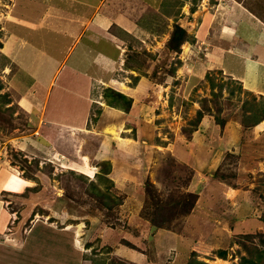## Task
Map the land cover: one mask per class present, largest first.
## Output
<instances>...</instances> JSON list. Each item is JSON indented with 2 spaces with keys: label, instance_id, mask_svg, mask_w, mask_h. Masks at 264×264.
Returning a JSON list of instances; mask_svg holds the SVG:
<instances>
[{
  "label": "rangeland",
  "instance_id": "obj_1",
  "mask_svg": "<svg viewBox=\"0 0 264 264\" xmlns=\"http://www.w3.org/2000/svg\"><path fill=\"white\" fill-rule=\"evenodd\" d=\"M26 1L0 0V97L9 100L6 105L0 102V164L15 177L13 183L18 177L27 186L7 201L15 218L7 221L0 241H12L8 246L14 256L0 249L1 261L264 264L258 258L264 249V153H259L264 145V91L250 90L224 70L235 73L234 56L249 57L239 44L255 34L232 10L244 8L264 28V0H96L103 11L96 10L94 17L101 22L95 25L98 31L89 30L98 40L111 42L118 59L95 53L92 68L86 64L93 59L88 54H77L71 61L74 68L92 75V104L81 126L85 131L73 126L54 129L44 118L33 120L27 100L15 93L21 95V88L10 81L12 61H21L31 45L55 56L62 46L55 44L56 35L50 31L46 43V31L39 25L29 27L31 31L22 27L27 26L24 17L36 23L46 14L41 5L28 6L27 12ZM55 1L59 7L71 6V0L52 4ZM118 15L122 18L117 21ZM55 22L51 29L59 26L60 20ZM175 24L186 38L172 48ZM11 36L17 40L10 44L12 59L1 51ZM106 43L89 47L108 54ZM80 44L78 51L83 50ZM229 49H235L233 57L227 55ZM254 51L262 54L259 48ZM223 58L226 66L221 69L217 65ZM25 80L27 88L33 81ZM74 83L62 82L78 87ZM104 89L128 98V110L108 107ZM37 96L41 100L43 91ZM56 109L48 115L55 117ZM225 122L221 137L226 136V146L218 145L217 158L208 159L209 164L208 157L202 158L200 165L193 157L180 164L183 151L191 154L193 146H214L215 129ZM257 122L253 131L257 138L263 135L260 141L250 139L247 147L259 146L257 152H244L231 137L232 128ZM40 145L48 148L38 149ZM246 153L251 155L240 160ZM196 178L203 187L202 203L213 216H184L198 198L189 189ZM216 201L219 206L212 210ZM218 250L225 252L224 259L216 256Z\"/></svg>",
  "mask_w": 264,
  "mask_h": 264
},
{
  "label": "crops",
  "instance_id": "obj_2",
  "mask_svg": "<svg viewBox=\"0 0 264 264\" xmlns=\"http://www.w3.org/2000/svg\"><path fill=\"white\" fill-rule=\"evenodd\" d=\"M99 4L96 3V0H71V6L69 8L59 7V2L55 1V3L52 4V0H27L26 1V6L24 10H28V6L31 8L36 7L37 5H41L45 8V15L40 16L37 20L36 23H32V20L30 18L24 17V20L27 26L22 25V27L27 28L25 30H30L32 28L29 27H36L40 26L39 28L41 30H45L44 35H46V43L49 42V33L56 35L55 44H58L59 42H62L61 49L58 51L57 55H52L50 53L44 52L40 48H35L31 45V48H27V51H25V56L22 58H19L21 61L18 60H13L12 63L15 65V71L11 75V80L12 83L15 82L16 85H18L21 90V95L17 94V97L23 98L27 100L28 106H30L29 111L30 114L33 118V120H41L44 118L45 122L48 123L50 128H54L56 126H60L61 130L68 128L70 126L74 127V130L78 131L79 129H83V131L88 130L85 127V121L87 117V111L89 107L91 106L90 99H89V94H88V89L89 83H90V78H91V73L83 72L82 70L78 69V67L72 66L71 61L77 57V54L85 53L88 56L93 57L92 61L89 63H86L90 68L94 66V54L95 53H102L104 56H108L110 59L117 61L118 58L117 56V51H115L111 47V42H105L103 39L98 40V36L94 31L89 30L90 28L97 29L95 25H100L101 21L97 19L96 15V10L97 11H103L101 8V2H98ZM221 4L215 5L217 7V10L221 7ZM50 8V11H47ZM47 11V12H46ZM29 12V11H27ZM217 12V11H216ZM91 13V14H90ZM232 14L236 13L240 15V18L242 19V25L246 27L247 31L249 32L248 29L251 27L254 29L255 34L254 36H250L247 38V40H244L242 45L239 44V46L243 47V51L246 54L249 55V57H237L234 56L235 54V49H229L227 51L230 57H233V59L236 60V63L238 65V68L235 69L234 72H230L227 70V67L224 69L229 75H236L240 78V82L243 80L244 86L250 87V90H254L257 93H260L261 91H264V28L260 25L261 22L257 20L254 16H252L248 11L246 13L244 12V8L242 7H237L231 12ZM53 14L54 18H50V15ZM90 14V15H89ZM249 15L250 18L247 16ZM65 16V17H64ZM60 17V19H59ZM65 20H63V18ZM234 16H232L233 18ZM122 17L118 15L116 18L117 21L121 19ZM48 19V20H47ZM54 19V20H52ZM55 19L57 21L60 20L59 26L55 28L53 25L54 29H51V23H56ZM238 19V18H237ZM22 20V19H21ZM235 18H233L232 23H234ZM48 22V26L46 23ZM236 24L238 25L239 22L236 21ZM50 25V26H49ZM128 27V26H127ZM61 28H65L66 30H60ZM237 29H241L240 26L235 27ZM233 28L234 31L237 29ZM31 31V30H30ZM39 31V30H38ZM72 31V35H71ZM233 31V32H234ZM16 36H19L18 34L12 33ZM127 34V33H126ZM105 35V34H104ZM128 35V34H127ZM10 38V39H9ZM8 38V46L4 49L2 48V53L6 57L11 58L9 50H11L12 43L14 41H17L15 37L11 36ZM110 41V40H109ZM235 42L238 40H234ZM100 42H104L109 46L108 54L104 52H99L95 49H91L89 46L94 45L96 46ZM80 43L83 44V50L78 51ZM11 44V46H10ZM239 47V48H240ZM237 48V49H239ZM261 49L262 54H258L254 51V49ZM111 50V52H110ZM120 51V49H119ZM212 51V50H211ZM212 52H215L214 50ZM93 53V54H92ZM12 54V53H11ZM216 54V53H215ZM225 55V56H227ZM10 56V57H9ZM221 56V55H220ZM224 56V58H225ZM224 58L222 60V64H216L218 68L220 67L222 69L223 67L226 66ZM229 60V59H228ZM99 61V59H98ZM11 62V61H10ZM99 63H103L102 61H99ZM225 64V65H224ZM92 66V67H91ZM91 72V70H90ZM241 75V76H240ZM27 77H30L29 79H26ZM243 78V79H242ZM26 79V80H25ZM75 81L76 84H78V87L76 85V88L68 85H63L62 82H66L68 80ZM24 80L27 81H33L30 86L27 88L25 87ZM21 82L23 84H21ZM27 83V82H26ZM74 83V84H75ZM15 85V86H16ZM81 85V86H80ZM250 85V86H249ZM255 86V87H253ZM42 90L43 91V96L41 100L38 99V92ZM56 93V94H55ZM66 99V101H64ZM54 100V102H53ZM57 106V113L55 114V117H53L51 114L50 116L48 115L49 112L56 108ZM55 107V108H54ZM118 110H116L117 112ZM120 112V111H118ZM38 120V121H39ZM261 122V121H260ZM99 123V121L97 122ZM260 123H252L251 125H244L242 129L238 128H232L234 129L235 136L232 134V138H236V143L237 146L241 149L244 148L242 151L245 152L249 150H256L259 146H256L255 148H252L253 146H249V141L250 139L256 138V141H260L259 139L263 135L262 132L259 133V138H257V134L254 130L257 125ZM84 126V127H81ZM81 127V128H80ZM233 127V124L232 126ZM215 129L214 127H212ZM225 128L227 129V122L223 123L222 128H216L215 129V135H216V140H215V145L214 146H205L201 145L199 148L191 147L189 150L191 151L189 154L187 151H183V153H180L179 159L183 160L180 161V164H185L187 160L185 159H191V158H197V163H202V158L205 159L207 158L206 164H209V160L213 161V158H217L219 156V149H217L218 145H221V143L226 146V136L223 135V131H225ZM253 131V133H252ZM208 133L210 132V127L209 130L207 131ZM207 133V134H208ZM227 134V133H226ZM31 136L30 138H32ZM41 141V140H40ZM260 142H264V140H261ZM211 143V142H210ZM34 144L37 145V142H34ZM43 144V143H42ZM264 144V143H263ZM260 145V144H259ZM38 149H46L48 148L47 146L40 145L38 146ZM216 147V148H215ZM193 150V151H192ZM256 152H253L252 154H257ZM259 153L263 154L264 153V145L259 147ZM248 155H251V153H246L244 157H241L240 160H244L247 158ZM185 157V158H184ZM209 159V160H208ZM198 173V172H197ZM203 173V172H202ZM198 173V174H202ZM193 178L195 177L192 175ZM15 177L12 176V173L7 171L3 166L0 164V235L1 233L3 234V230L8 224L7 221L10 219H13L11 217H14L12 212L13 211H8L7 210V205H9V202L7 203L8 199L19 195L21 188H25L26 181L23 179H18L16 183H13ZM20 180V181H18ZM192 183L190 184L189 189L193 190V193H197L198 198L194 201L193 205L189 208V212L184 215V216H192L194 217L195 214H204V216H213V211L209 210L206 208L203 203H202V193L199 191H202L203 187H201L199 184H197V178L194 179V181H191ZM203 185V184H202ZM205 188H208V185H204ZM214 191H217V187H213ZM205 191V190H204ZM6 193H9L11 195H8ZM220 193V191H219ZM217 193V194H219ZM16 194V195H13ZM221 194V193H220ZM219 194V195H220ZM196 195V194H195ZM240 197V196H239ZM208 198L210 196L208 195ZM236 198H238L236 196ZM218 201L215 202V204L211 207L212 210H214L216 207H218ZM209 207V206H208ZM15 218V217H14ZM163 235L160 234L159 236ZM7 245H5V244ZM12 241H0V249H3V254L7 256H14V251L12 250ZM11 244V245H10ZM10 245V246H8ZM1 253V252H0ZM14 258V257H12ZM0 262H3L6 264L3 260ZM1 264V263H0ZM8 264H15V262H8Z\"/></svg>",
  "mask_w": 264,
  "mask_h": 264
},
{
  "label": "trees",
  "instance_id": "obj_3",
  "mask_svg": "<svg viewBox=\"0 0 264 264\" xmlns=\"http://www.w3.org/2000/svg\"><path fill=\"white\" fill-rule=\"evenodd\" d=\"M185 38H186V36H185V32H184V30L181 28V27H179V26H177V24H175L174 25V29H173V31L171 32V39H170V41H169V44H170V47H172V48H174V46H176L177 47V45L179 44V43H182L183 41H185ZM6 62H8V64H10L9 63V60H7ZM102 96H103V99H104V101H105V103H106V105L108 106V107H110V108H114V109H116V110H123L124 112H126L127 110H128V108H129V104H130V100L128 99V98H126L125 96H123L122 94H119V93H117V92H115V91H112V90H110V89H104L103 90V93H102ZM0 102L2 103V104H8V102H9V100L8 99H6V95L4 96V95H2L1 97H0ZM92 104V103H91ZM215 122H216V124H220L218 121H216L215 120ZM163 229V228H162ZM263 254L262 255H258V258L259 259H261V258H263L264 259V249H263ZM216 253V256L219 258V259H224V257H225V252L224 251H216L215 252ZM193 264H204V263H201V262H195V261H193L192 262ZM248 264H256V263H254V262H252V261H249V262H247ZM241 264V263H240Z\"/></svg>",
  "mask_w": 264,
  "mask_h": 264
},
{
  "label": "bare ground",
  "instance_id": "obj_4",
  "mask_svg": "<svg viewBox=\"0 0 264 264\" xmlns=\"http://www.w3.org/2000/svg\"><path fill=\"white\" fill-rule=\"evenodd\" d=\"M83 170H85V169H83Z\"/></svg>",
  "mask_w": 264,
  "mask_h": 264
}]
</instances>
